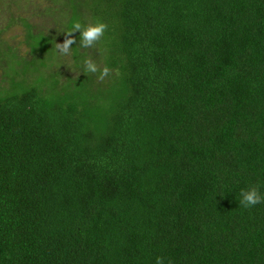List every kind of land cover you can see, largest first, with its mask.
Returning a JSON list of instances; mask_svg holds the SVG:
<instances>
[{
	"label": "trees",
	"instance_id": "obj_1",
	"mask_svg": "<svg viewBox=\"0 0 264 264\" xmlns=\"http://www.w3.org/2000/svg\"><path fill=\"white\" fill-rule=\"evenodd\" d=\"M48 1L0 88V264H264V0Z\"/></svg>",
	"mask_w": 264,
	"mask_h": 264
},
{
	"label": "rangeland",
	"instance_id": "obj_2",
	"mask_svg": "<svg viewBox=\"0 0 264 264\" xmlns=\"http://www.w3.org/2000/svg\"><path fill=\"white\" fill-rule=\"evenodd\" d=\"M32 1L33 3L29 4L24 0H19L17 4L10 3V5L0 6V88L5 90L10 87L11 79L20 81V79L25 78L30 82L38 75L37 71H28L26 74H22L21 65L18 63V60L21 63L25 59L30 61L34 56V54L30 53V48L25 41L26 29L20 20V16L28 17L27 21L30 22L49 25V15L39 14V11H42L46 6L52 5V3L48 0ZM36 66L37 64H34L28 70ZM53 67L52 63L46 62L45 66H40L38 69L42 73H50ZM64 69L65 67H63ZM64 72L66 74L68 70Z\"/></svg>",
	"mask_w": 264,
	"mask_h": 264
}]
</instances>
